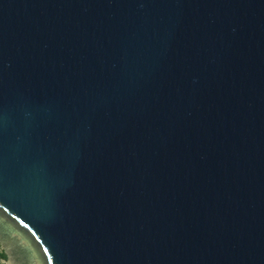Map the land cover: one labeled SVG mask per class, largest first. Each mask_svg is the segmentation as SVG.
Wrapping results in <instances>:
<instances>
[{"label":"water","instance_id":"water-1","mask_svg":"<svg viewBox=\"0 0 264 264\" xmlns=\"http://www.w3.org/2000/svg\"><path fill=\"white\" fill-rule=\"evenodd\" d=\"M4 264H264V0H0Z\"/></svg>","mask_w":264,"mask_h":264},{"label":"trees","instance_id":"trees-1","mask_svg":"<svg viewBox=\"0 0 264 264\" xmlns=\"http://www.w3.org/2000/svg\"><path fill=\"white\" fill-rule=\"evenodd\" d=\"M6 261V256L3 251L0 249V264H4Z\"/></svg>","mask_w":264,"mask_h":264}]
</instances>
